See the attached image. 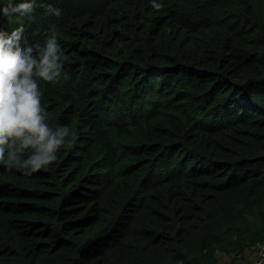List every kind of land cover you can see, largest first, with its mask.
<instances>
[{"label": "trees", "instance_id": "1", "mask_svg": "<svg viewBox=\"0 0 264 264\" xmlns=\"http://www.w3.org/2000/svg\"><path fill=\"white\" fill-rule=\"evenodd\" d=\"M163 2L37 0L21 22L58 34L42 103L76 140L0 166V264H221L264 240V0Z\"/></svg>", "mask_w": 264, "mask_h": 264}, {"label": "clouds", "instance_id": "2", "mask_svg": "<svg viewBox=\"0 0 264 264\" xmlns=\"http://www.w3.org/2000/svg\"><path fill=\"white\" fill-rule=\"evenodd\" d=\"M150 2L154 9L164 7L163 0ZM37 6V0H0V19L21 25L0 28V166L24 175L57 163L61 151L76 140L69 125L50 121L42 103L43 86L60 78L63 52L54 30L43 43L27 42L21 22L33 20ZM40 6L53 16L62 15L51 3Z\"/></svg>", "mask_w": 264, "mask_h": 264}, {"label": "rangeland", "instance_id": "3", "mask_svg": "<svg viewBox=\"0 0 264 264\" xmlns=\"http://www.w3.org/2000/svg\"><path fill=\"white\" fill-rule=\"evenodd\" d=\"M218 257L221 264H253V253L251 249L247 250L240 256H236L234 254L228 255L224 252H219Z\"/></svg>", "mask_w": 264, "mask_h": 264}, {"label": "built area", "instance_id": "4", "mask_svg": "<svg viewBox=\"0 0 264 264\" xmlns=\"http://www.w3.org/2000/svg\"><path fill=\"white\" fill-rule=\"evenodd\" d=\"M253 264H264V241L255 245Z\"/></svg>", "mask_w": 264, "mask_h": 264}, {"label": "bare ground", "instance_id": "5", "mask_svg": "<svg viewBox=\"0 0 264 264\" xmlns=\"http://www.w3.org/2000/svg\"><path fill=\"white\" fill-rule=\"evenodd\" d=\"M178 69V68H177Z\"/></svg>", "mask_w": 264, "mask_h": 264}]
</instances>
